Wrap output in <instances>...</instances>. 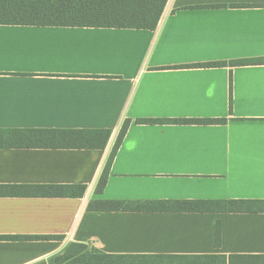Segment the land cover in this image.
I'll list each match as a JSON object with an SVG mask.
<instances>
[{"label": "crops", "instance_id": "crops-1", "mask_svg": "<svg viewBox=\"0 0 264 264\" xmlns=\"http://www.w3.org/2000/svg\"><path fill=\"white\" fill-rule=\"evenodd\" d=\"M248 59H264V0H168L154 30L0 24V129L111 130L104 149L18 147L3 137L0 236L63 239L0 240V264H83L54 261L73 242L148 257L124 264L264 255V62L231 63ZM211 62L227 64L192 66ZM197 119L226 122L175 121ZM19 185L72 187L41 196L30 187L18 195ZM73 185H85L83 195ZM101 200L188 201L202 210L88 209ZM230 200L262 203L228 211Z\"/></svg>", "mask_w": 264, "mask_h": 264}, {"label": "trees", "instance_id": "trees-1", "mask_svg": "<svg viewBox=\"0 0 264 264\" xmlns=\"http://www.w3.org/2000/svg\"><path fill=\"white\" fill-rule=\"evenodd\" d=\"M168 0H0V24H47V25H92L110 27L157 28L165 5ZM264 59H248L231 62L238 64H258ZM226 62H211L192 65L195 67H215L226 65ZM233 108V78H230V110ZM170 120L140 119L137 123H154ZM176 122L220 124L226 119H197L175 120ZM174 122V121H170ZM131 124L126 120L121 128L112 153L102 171L97 192H102L106 186L109 169L113 158L120 147ZM111 135L110 129H0V143L3 137L9 139L11 146L34 148H75V149H104ZM30 186H14L18 195H25V188ZM72 186L33 185V195L64 196L65 189ZM78 191L75 195H83L85 185H73ZM68 195V194H67ZM225 210L243 209L236 204H258L261 201H226ZM202 210L192 208L188 201L158 205L152 203H132L119 200H101L90 202L88 209L93 211H140V210ZM246 209V207H244ZM262 209V208H261ZM260 209V210H261ZM221 222L218 221L215 233V245H221ZM61 235L40 236H0V240H62ZM146 256L118 255L98 253L85 243L73 242L64 252L55 256L56 263L83 264H124L147 261ZM156 258H162L158 256ZM180 263L187 264H264L263 254H231L221 255H192L175 257ZM39 264H48L42 262Z\"/></svg>", "mask_w": 264, "mask_h": 264}]
</instances>
